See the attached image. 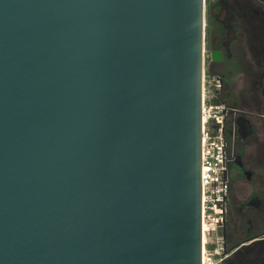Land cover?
Wrapping results in <instances>:
<instances>
[{
	"label": "water",
	"instance_id": "95a60500",
	"mask_svg": "<svg viewBox=\"0 0 264 264\" xmlns=\"http://www.w3.org/2000/svg\"><path fill=\"white\" fill-rule=\"evenodd\" d=\"M204 25V0H0V264H201Z\"/></svg>",
	"mask_w": 264,
	"mask_h": 264
},
{
	"label": "flooded vegetation",
	"instance_id": "af4514ba",
	"mask_svg": "<svg viewBox=\"0 0 264 264\" xmlns=\"http://www.w3.org/2000/svg\"><path fill=\"white\" fill-rule=\"evenodd\" d=\"M204 41L206 35L209 44V65L213 64L210 54L213 51L221 53L219 64L232 61L236 52V46H241L243 52L248 51L250 60L264 59V0H204ZM244 44V46L242 45ZM204 64H206L204 59ZM264 69V67H263ZM205 75V73H204ZM226 74L224 73V77ZM214 77V76H212ZM220 81V93L228 90V84ZM218 91V92H219ZM236 95V94H235ZM234 108H226L225 120L229 119L230 127L225 129L226 138V180L229 183V191H232V207L229 206L228 197L226 200V214L224 226L230 230L228 237L225 236V250L228 257L223 262L226 263L230 256L242 252L244 247H251L258 236H263L264 232L253 235L255 229L264 227V199L261 200L253 194L243 195L235 186L236 182L246 183L254 180L257 164L252 154V138H260L259 158L264 161V100L257 106L252 107L247 99H243L238 94L233 96ZM227 101H223L225 105ZM246 102V103H245ZM241 104V105H240ZM245 105V109L243 108ZM243 106V107H242ZM226 107V105H225ZM227 137L230 142H227ZM228 191V193H229ZM245 228L246 238L229 247V240L233 235H238ZM254 240V241H253ZM261 247L264 251V239ZM231 245V244H230ZM244 248V249H243ZM255 252L257 249L254 246ZM264 257L261 253L258 257L237 262L231 260V264H263Z\"/></svg>",
	"mask_w": 264,
	"mask_h": 264
},
{
	"label": "built area",
	"instance_id": "2783aa9c",
	"mask_svg": "<svg viewBox=\"0 0 264 264\" xmlns=\"http://www.w3.org/2000/svg\"><path fill=\"white\" fill-rule=\"evenodd\" d=\"M221 83L203 76L201 122V264H223L225 250L226 200V107L216 104L215 94Z\"/></svg>",
	"mask_w": 264,
	"mask_h": 264
},
{
	"label": "rangeland",
	"instance_id": "374dc122",
	"mask_svg": "<svg viewBox=\"0 0 264 264\" xmlns=\"http://www.w3.org/2000/svg\"><path fill=\"white\" fill-rule=\"evenodd\" d=\"M213 45L209 44L208 37L206 35L205 40V52H204V59L206 64H204V73L205 76L208 78H219L222 82L223 78L224 81L228 84V90L224 91L223 94L220 93V91L216 92L215 94V100L214 102L216 104L223 103V101H227L225 103L226 108H234L233 104V96H237V94L242 97L244 100L247 99L252 105V107H256L257 104L264 100V59L258 60H250V55L248 51L243 52L241 48H238L241 46H236V52L234 54V58L232 61H229L225 64H219V63H213L210 67L208 56H209V46ZM244 46V44H242ZM242 47V46H241ZM224 73L226 76L224 77ZM236 94V95H235ZM246 103V102H245ZM241 105V104H240ZM244 105V104H243ZM246 105V104H245ZM244 105V109H245ZM227 126L230 127V120L226 119ZM260 138H252V154L253 158L256 160L254 161L257 164V170H255L254 174V180L252 182H246V183H240L236 182L235 186L243 193V195L252 196L253 194H256L258 198L261 200L264 199V161L259 158V145H260ZM227 142H230V139L227 137ZM232 201H233V194L232 191H229L228 193V203L229 206L232 207ZM223 230L226 233V236L228 237V234L230 230L226 226H223ZM245 228H243L242 232L237 233L238 235H233L229 242L228 249L230 246L236 244L242 239L246 238V234H244ZM264 232V227L261 229H255L253 235H257ZM264 239L263 236H258L254 240L256 241L251 247H244L243 251L240 253H236L233 256H230L226 263L231 264V260L233 262H237V260L241 261L243 259L247 260V263H249L250 259H254V257H258V254L261 253V258L264 257V251L263 247H261V241ZM253 240V241H254ZM262 249L261 251L257 250L255 252L254 249ZM264 264V261H263Z\"/></svg>",
	"mask_w": 264,
	"mask_h": 264
}]
</instances>
